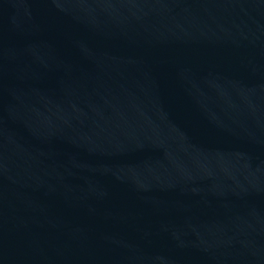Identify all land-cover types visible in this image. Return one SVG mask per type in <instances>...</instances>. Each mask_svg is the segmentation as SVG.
<instances>
[{"label":"water","instance_id":"obj_1","mask_svg":"<svg viewBox=\"0 0 264 264\" xmlns=\"http://www.w3.org/2000/svg\"><path fill=\"white\" fill-rule=\"evenodd\" d=\"M0 264H264V0H0Z\"/></svg>","mask_w":264,"mask_h":264}]
</instances>
